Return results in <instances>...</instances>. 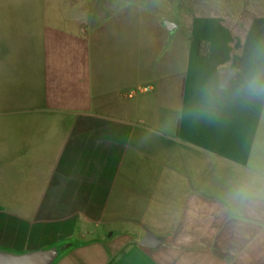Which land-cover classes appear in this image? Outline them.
I'll use <instances>...</instances> for the list:
<instances>
[{
	"label": "crops",
	"instance_id": "1",
	"mask_svg": "<svg viewBox=\"0 0 264 264\" xmlns=\"http://www.w3.org/2000/svg\"><path fill=\"white\" fill-rule=\"evenodd\" d=\"M213 4L173 42L165 20L143 47L93 27L81 57L44 60L40 109L21 110L40 114L20 141L37 173L0 192V249L79 244L54 264H264V199L228 195L264 169V96L242 90L264 74V0ZM222 70L236 72L225 88ZM147 234L163 243L142 246Z\"/></svg>",
	"mask_w": 264,
	"mask_h": 264
},
{
	"label": "rangeland",
	"instance_id": "2",
	"mask_svg": "<svg viewBox=\"0 0 264 264\" xmlns=\"http://www.w3.org/2000/svg\"><path fill=\"white\" fill-rule=\"evenodd\" d=\"M213 6V0H0V192L19 195L37 173L34 157L24 163L20 141L35 138L24 124L40 114L21 110L40 109L45 59L81 57L84 30L93 27L110 26L116 42L120 37L143 47L158 42L154 30L169 20L177 26L173 42L189 35L195 18L210 15Z\"/></svg>",
	"mask_w": 264,
	"mask_h": 264
},
{
	"label": "water",
	"instance_id": "3",
	"mask_svg": "<svg viewBox=\"0 0 264 264\" xmlns=\"http://www.w3.org/2000/svg\"><path fill=\"white\" fill-rule=\"evenodd\" d=\"M164 23L169 30H173L177 27L169 20H165ZM235 74L236 72L232 70H222L220 72L221 87H227ZM162 243L161 240H158L157 237L151 234H147L140 242V244L145 247H156ZM70 247V244H66L60 247L29 251L26 253H16L0 249V264H54L60 253L66 251Z\"/></svg>",
	"mask_w": 264,
	"mask_h": 264
},
{
	"label": "clouds",
	"instance_id": "4",
	"mask_svg": "<svg viewBox=\"0 0 264 264\" xmlns=\"http://www.w3.org/2000/svg\"><path fill=\"white\" fill-rule=\"evenodd\" d=\"M242 90L249 96H264V74H249L242 84ZM228 195L232 201L239 204L256 198L264 199V169L250 172L247 178L235 185Z\"/></svg>",
	"mask_w": 264,
	"mask_h": 264
},
{
	"label": "trees",
	"instance_id": "5",
	"mask_svg": "<svg viewBox=\"0 0 264 264\" xmlns=\"http://www.w3.org/2000/svg\"><path fill=\"white\" fill-rule=\"evenodd\" d=\"M209 49H210V45H209L208 42H201L200 43V47H199V55H200V57H203V58L208 57ZM77 245H79V244H75L74 243V244H71V247L72 246H77ZM60 254H62V253H60Z\"/></svg>",
	"mask_w": 264,
	"mask_h": 264
}]
</instances>
